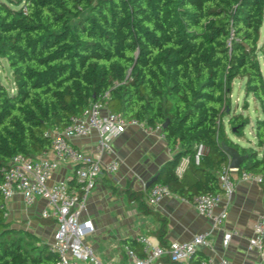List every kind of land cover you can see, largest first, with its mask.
Returning a JSON list of instances; mask_svg holds the SVG:
<instances>
[{
    "label": "trees",
    "instance_id": "trees-1",
    "mask_svg": "<svg viewBox=\"0 0 264 264\" xmlns=\"http://www.w3.org/2000/svg\"><path fill=\"white\" fill-rule=\"evenodd\" d=\"M262 23L264 0H0V57L13 81L12 88L0 84V173L14 154L47 152V129L102 101L146 127L160 125L172 155L155 182L180 198L221 191L217 175L229 161L223 145L243 156L237 173L264 178ZM235 78L258 111L247 147L230 138L223 121L237 137L249 123L229 108ZM198 142L205 151L195 165ZM183 156L188 165L178 175ZM148 189L126 185L122 194L158 222L153 234L165 244L167 219L148 204ZM124 242L137 247L132 238ZM204 259L196 251L186 264ZM55 260L47 242L6 218L0 193V264Z\"/></svg>",
    "mask_w": 264,
    "mask_h": 264
},
{
    "label": "built area",
    "instance_id": "built-area-1",
    "mask_svg": "<svg viewBox=\"0 0 264 264\" xmlns=\"http://www.w3.org/2000/svg\"><path fill=\"white\" fill-rule=\"evenodd\" d=\"M128 125H138L160 132V125L153 128L133 118H125L121 112L111 110L102 101H93L81 114H72L62 128L47 129L44 134L50 137V148L47 152L31 156L23 153L14 154L0 173V193L3 198L5 215L11 213L10 202L15 196L20 197L23 206L29 207L38 199L44 201L38 216L53 219L55 228L48 242L55 253L54 264H105L84 241L85 236L95 230L94 222L83 217L89 192L102 174H114L119 168L115 157L104 162L103 155L111 150L112 141ZM95 132L96 142L93 154L84 153L73 144V139ZM161 137L162 134L160 133ZM193 163L199 165L205 151L202 142L193 146ZM62 162L70 164L71 172L62 179L49 182L52 173ZM221 191L219 193H201L194 195L189 202L197 213L210 220L212 229L221 230V247L228 248L233 230H224L223 221L227 216L226 208L216 211L218 203L224 198L228 201L237 180H250L257 184L264 182L261 175L249 171L236 172L230 161L222 167L217 175ZM72 183V184H71ZM172 194L168 186L154 182L149 186L147 202L157 203L162 197ZM226 205V204H225ZM209 233L194 234L187 241L173 240L163 245L145 234H138L135 241L142 249L138 254L128 245H124L125 264H184L200 246H210ZM248 248L257 252L264 262V213L252 224V233L247 239ZM211 262L210 259L207 260ZM222 264H228L223 258Z\"/></svg>",
    "mask_w": 264,
    "mask_h": 264
},
{
    "label": "crops",
    "instance_id": "crops-1",
    "mask_svg": "<svg viewBox=\"0 0 264 264\" xmlns=\"http://www.w3.org/2000/svg\"><path fill=\"white\" fill-rule=\"evenodd\" d=\"M230 96L231 93L229 99L231 98ZM256 107L255 103V109ZM96 138L97 135L93 132L90 135L73 139V144L84 153L93 154V146L96 142ZM252 147L256 148L255 146ZM46 155L51 156L49 152H47ZM171 155L172 152L165 145L160 132L138 125H128L125 130L112 141L111 150L106 152L102 157L104 162L113 157L117 158L120 162L117 172L114 174H102L97 178L95 186L89 192L82 216L89 217L92 220L95 218V229L97 231V229L101 227L100 213L105 212L106 214L118 215L120 212H123L122 209L118 207H120V205L123 206L126 202L124 200L125 202L122 203L114 197L109 187L118 185L123 189L128 185L135 190L145 188L147 180L156 173L158 168L167 161ZM230 160L231 156H229V161ZM187 165L188 157H181L175 170L176 173L180 175ZM70 172V164L62 162L52 173L49 182L65 178ZM128 203L134 205V210L136 209L138 211L135 202L129 201ZM43 206L44 201L38 199L32 206L25 207L22 205L20 197L15 196L10 202V214L22 215L25 213L24 211H31L38 216V212ZM150 207L157 210L167 219L165 244L173 240L187 241L194 234L208 232L210 246H200L197 250L205 256L204 261L206 264H222L221 260L223 258L227 260L228 264H264L257 252L248 248L247 245V239L252 233L253 221L260 214L264 213V185L257 184L250 180H237L231 198L228 201H225L223 198L218 203L216 211L224 207L227 211V216L222 224L223 229L233 230L235 232L226 249L221 247L220 244L221 230L212 229L209 219L199 215L189 202L173 193L162 197L157 203L151 204ZM131 213L130 215L132 216H128L129 214L127 213H122L120 221L124 226L117 231L118 235L116 234V237H118V240H114L108 245L111 248H107L106 246V249H100L99 241L93 240L90 243L86 241L103 263H126L124 252V245H127L124 242L126 238H132L135 241V237L138 234H145L155 239V241H158L153 234V231L158 227V222L150 215H143L139 211V216L137 214L135 215L132 210ZM48 220V222H44L47 227L46 232H48L49 235V239L45 241L47 243L50 241L52 231L55 228L54 220L50 218ZM41 240L43 241V239ZM136 243L137 247L134 248V250L138 254H142L140 244L138 242ZM208 259L211 260L210 263H208Z\"/></svg>",
    "mask_w": 264,
    "mask_h": 264
},
{
    "label": "rangeland",
    "instance_id": "rangeland-1",
    "mask_svg": "<svg viewBox=\"0 0 264 264\" xmlns=\"http://www.w3.org/2000/svg\"><path fill=\"white\" fill-rule=\"evenodd\" d=\"M262 41H264V23H262L259 29V42L261 43ZM261 64L264 65V58H261ZM0 84H3L7 88H12L13 86L12 76L8 68L7 61L5 58L2 57H0ZM230 97H231L230 98L231 102L229 101V108L231 110L234 109L233 112H241L243 115H247L249 117V123L246 124L243 128L244 135L242 137H237L230 132L225 117L223 121L225 124L226 132L230 136V138L237 141L242 146L247 147L254 145L255 140L253 137L252 130H253V122L256 115L258 114V111L255 109V101L253 100V98L250 95L244 96L243 81L241 79L235 78L232 81ZM109 189L111 190L114 197H116L119 201H121L122 203L125 201L127 202V203L125 202L123 206L120 205V207H118L122 209L123 214L127 213L129 214L128 216H132L130 215L132 210L133 213H135V215L137 214L139 216L138 211L136 209L134 210V205L128 203L129 201H127L126 197L123 196L122 188L120 186L112 185L109 187ZM24 212L25 213L22 215L21 214L14 215L13 213L8 214L6 218L14 221L15 223L22 224L23 226H25L26 228L37 234L40 241H42L41 239H43V241L49 239L48 232H46L47 227L45 226L44 223L39 221V217L31 211L30 212L24 211ZM122 213L120 212L118 215H114V214H106L105 212H101L100 213L101 227L100 228L98 227L99 229H97V231L95 229L93 233L85 236L84 241L85 242L87 241L89 243L93 240L99 241L100 249H106L105 248L106 246L107 248H111L108 245H110V243H112L114 240H118L117 239L118 237H116L118 235L117 231L122 229V227L124 226L120 221L122 217ZM93 219L94 222L95 218ZM94 225H96V221L94 222Z\"/></svg>",
    "mask_w": 264,
    "mask_h": 264
},
{
    "label": "water",
    "instance_id": "water-1",
    "mask_svg": "<svg viewBox=\"0 0 264 264\" xmlns=\"http://www.w3.org/2000/svg\"><path fill=\"white\" fill-rule=\"evenodd\" d=\"M223 147H224L225 151L227 152V154L229 156H231L230 166L233 167V168H237L239 166L243 156H240L237 153V151L235 149L231 148V147H228V146H225V145H223ZM156 177H157L156 173L153 176H151L147 180V182L145 183V188L149 187L152 183H154L155 180H156Z\"/></svg>",
    "mask_w": 264,
    "mask_h": 264
}]
</instances>
